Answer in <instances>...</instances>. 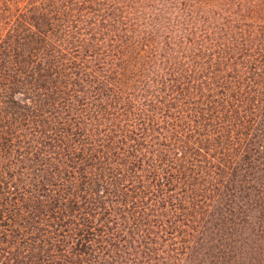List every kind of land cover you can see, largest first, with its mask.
Wrapping results in <instances>:
<instances>
[{"label": "trees", "instance_id": "1", "mask_svg": "<svg viewBox=\"0 0 264 264\" xmlns=\"http://www.w3.org/2000/svg\"><path fill=\"white\" fill-rule=\"evenodd\" d=\"M233 4L0 0V264H137L262 178L264 23Z\"/></svg>", "mask_w": 264, "mask_h": 264}, {"label": "rangeland", "instance_id": "2", "mask_svg": "<svg viewBox=\"0 0 264 264\" xmlns=\"http://www.w3.org/2000/svg\"><path fill=\"white\" fill-rule=\"evenodd\" d=\"M237 1L232 5L235 16L244 14L264 23V0H243L238 7ZM220 7L224 11V4ZM258 174L262 178L249 188L240 190L237 185L234 196L226 192L210 212L199 217L200 224L191 223L190 235L177 239L179 246L159 239L152 251L142 247L137 264H264V172ZM160 249L166 254L158 256Z\"/></svg>", "mask_w": 264, "mask_h": 264}]
</instances>
